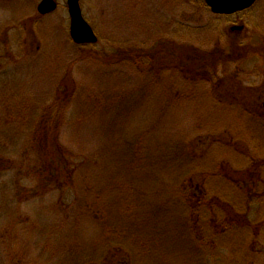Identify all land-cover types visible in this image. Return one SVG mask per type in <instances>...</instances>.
Instances as JSON below:
<instances>
[{"label": "trees", "instance_id": "1", "mask_svg": "<svg viewBox=\"0 0 264 264\" xmlns=\"http://www.w3.org/2000/svg\"><path fill=\"white\" fill-rule=\"evenodd\" d=\"M189 1L208 10L203 0ZM229 18L215 16L205 28L220 29L221 19ZM75 46L82 51L81 62L94 61L95 46ZM151 46L130 50L126 66L117 63L126 69L109 67L112 72L102 74L97 87L77 90L61 79L52 89L18 93L14 87L11 94L9 48L0 43V67L6 66L0 79V211L9 210V239L26 234V247L37 254L35 264L34 257L44 263L43 254L54 258L55 246L62 255L82 250L83 259L94 264H256L257 250L264 256V223L250 219L244 187L234 186L235 179L228 194L221 187L205 192L195 184L209 162L200 151L210 139L201 132L212 125L197 117L192 128L172 136L166 119L171 103L159 106L162 98H152L151 107L145 101L136 106L132 91L118 85L122 77L126 83L133 80L127 72L131 62L154 96L158 85L163 96L177 100L199 95L202 84L216 90L209 71L222 63L225 49L219 57L216 49L206 52L190 44L184 52L182 45V58L175 53L159 66L158 49ZM14 94L18 101L12 109L8 102ZM137 114L143 115L141 121L134 119ZM155 194L161 195L159 202ZM236 234H242V243ZM84 243L90 248L83 249ZM85 260L78 264H88Z\"/></svg>", "mask_w": 264, "mask_h": 264}, {"label": "rangeland", "instance_id": "2", "mask_svg": "<svg viewBox=\"0 0 264 264\" xmlns=\"http://www.w3.org/2000/svg\"><path fill=\"white\" fill-rule=\"evenodd\" d=\"M41 1L0 0V43L2 46L7 43L9 48V63L6 65L9 68L0 67V79L5 77L6 70H9L11 94L14 87L17 92L29 88L36 92L52 89L62 81L61 79L69 82L70 86L77 85V90L86 84L97 87V82H101L99 77L106 72H112L109 67L118 70L120 68V71L126 69L117 63L124 61L126 66L129 51L138 46L141 49L156 46L159 66L164 57L170 59L175 53L177 58H182L183 50L178 51V47L182 45L184 52L190 44L193 46L191 48L198 46L206 52L216 49L219 57L225 49L222 63L215 62L209 71L211 80L216 84V90H213V85L202 84L199 95L182 96L177 100L172 94L163 96L160 92L161 85H158V96H154L150 84L143 85L144 77L138 76L139 67L130 66L131 62L127 65V72L133 80L129 84L122 77L118 85L125 87L127 92L132 91L131 100L135 99L136 106L145 101L144 106L151 107L147 101L152 98H162L158 101L159 106L171 103V111L166 115V119L172 123L171 127L169 126L172 136L182 129H188L189 126L192 128L197 117L204 124L212 125L201 132V135L211 140L204 144L200 151L202 156L207 153L209 162L202 173L197 175L195 184L204 186L205 192L221 187V190L226 189L229 194V186H233L236 179L234 186H243L242 189L247 193L250 219L264 223V0H260L254 9L241 16L221 19L220 29L216 30L205 28L215 17L210 10L201 8L198 3L189 0H82L83 17L98 37L97 44L87 45L96 47L94 61L82 62V51L78 50L70 38L67 0H55L58 3L57 10L45 17L36 9ZM234 26H243L245 30L230 33ZM175 42L177 47L174 49ZM170 49L173 51L168 52ZM111 60L115 63H108ZM77 69H80V73ZM161 74L166 80V74ZM3 88L0 83V92ZM17 101L14 94L12 102H8L9 106L12 105L14 109ZM196 104H208L210 109L203 110ZM193 105L200 110H196ZM243 108L252 115L244 112ZM134 116L136 121L143 119L141 114ZM193 117L196 118L192 119ZM218 137L219 141L224 142L219 143ZM212 142L215 145H212ZM229 143L232 144L231 148ZM13 174L11 172V178L14 177ZM118 177L115 176V179ZM4 179L8 180L9 174ZM162 187L164 188L163 183ZM155 197L154 201L159 202L161 195L155 194ZM167 200L168 198L165 203ZM245 201L244 197L243 202ZM10 222L9 210L3 214L0 211V264H22V259L25 264L26 260L35 264L32 261L35 249L33 246L26 247L29 244L26 234L9 239ZM241 235L236 234L235 239L242 243ZM260 238L263 242V236ZM15 243L17 246L12 248ZM53 243L55 245L54 239ZM57 248L53 247L51 253H55V257L51 260L47 254H43V264H78L79 260H85L81 256L84 253L82 250H70L67 255H62L58 253ZM86 248H90L88 243L83 245V249ZM262 251L255 250L256 264H264ZM246 253L250 252L247 250ZM34 258L37 264L42 263L39 258ZM88 264L94 263L89 261Z\"/></svg>", "mask_w": 264, "mask_h": 264}, {"label": "water", "instance_id": "3", "mask_svg": "<svg viewBox=\"0 0 264 264\" xmlns=\"http://www.w3.org/2000/svg\"><path fill=\"white\" fill-rule=\"evenodd\" d=\"M210 12L215 16H231L251 9L258 0H203ZM82 0H67V9L70 17V38L76 45H93L98 43V37L83 17L81 8ZM55 0H42L37 11L42 16H47L57 10ZM241 30L243 27H236Z\"/></svg>", "mask_w": 264, "mask_h": 264}, {"label": "flooded vegetation", "instance_id": "4", "mask_svg": "<svg viewBox=\"0 0 264 264\" xmlns=\"http://www.w3.org/2000/svg\"><path fill=\"white\" fill-rule=\"evenodd\" d=\"M252 9V8H251ZM251 9H249V10H251ZM249 10H246V11H244V12H241V13H237V14H234V15H231V16H228V17H234V16H237V15H240L241 16V14H245L246 12H249ZM237 26H234V27H232L231 28V30L230 31H232V32H243L244 30L243 29H241V30H239V29H237L236 28ZM238 27H243V26H238ZM244 28V27H243ZM245 29V28H244Z\"/></svg>", "mask_w": 264, "mask_h": 264}]
</instances>
